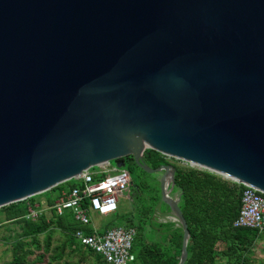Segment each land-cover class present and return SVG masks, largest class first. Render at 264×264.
<instances>
[{"label": "water", "instance_id": "obj_1", "mask_svg": "<svg viewBox=\"0 0 264 264\" xmlns=\"http://www.w3.org/2000/svg\"><path fill=\"white\" fill-rule=\"evenodd\" d=\"M264 193V0H0V208L134 155Z\"/></svg>", "mask_w": 264, "mask_h": 264}, {"label": "trees", "instance_id": "obj_2", "mask_svg": "<svg viewBox=\"0 0 264 264\" xmlns=\"http://www.w3.org/2000/svg\"><path fill=\"white\" fill-rule=\"evenodd\" d=\"M142 161L153 168L162 164H173L176 168V190L181 192L179 205L190 229L188 257L185 264H219V251L216 245L222 237L221 232L225 229L247 234L249 237L247 246H242L241 249L250 250L251 253L253 242L261 232L254 228L233 227V221L241 207L244 185L214 172L184 164L154 149H147ZM79 184L76 179L69 180L42 194L0 208V215L4 216L0 223L15 221L21 227V231L16 232L11 241L12 258L7 264H78L66 259V256L75 253L80 256L79 260H85L90 255L95 259L96 264H109L91 249L85 246H73L74 231L81 228L90 231L91 227L80 224L71 210L58 214L52 207L63 191ZM136 191L137 196L143 193L139 187ZM40 195L46 197L51 215L40 212L35 219L28 217L30 208L38 209L41 206L40 202L36 206V198ZM154 197L156 202L152 208L153 214L148 215L147 218L139 214L140 227L132 224L128 226L136 229L135 240L141 243L138 252L135 251L134 246L132 247L136 258L131 264H178L183 242L182 227L177 226L175 222H158L153 218L156 208L158 206L160 208L159 200L164 203L160 180ZM147 221L148 231H152V237L144 241ZM56 232L64 236V241L58 246H52ZM41 235H44L43 243L40 239ZM224 264H238V261L235 259Z\"/></svg>", "mask_w": 264, "mask_h": 264}, {"label": "built area", "instance_id": "obj_3", "mask_svg": "<svg viewBox=\"0 0 264 264\" xmlns=\"http://www.w3.org/2000/svg\"><path fill=\"white\" fill-rule=\"evenodd\" d=\"M91 168L78 175L79 185L65 190L55 200L53 208L58 214L71 210L75 219L90 231L77 229L74 239L102 256L109 264H131L135 260L132 251L136 236L134 227L114 226L100 231L92 220L93 213L106 216L119 208V197L131 184V172L126 167L112 163ZM241 207L233 221L235 228H254L264 231V194L252 186L244 185ZM49 207V206H48ZM40 210L30 208L28 217L37 218Z\"/></svg>", "mask_w": 264, "mask_h": 264}, {"label": "rangeland", "instance_id": "obj_4", "mask_svg": "<svg viewBox=\"0 0 264 264\" xmlns=\"http://www.w3.org/2000/svg\"><path fill=\"white\" fill-rule=\"evenodd\" d=\"M114 164V163H113ZM127 168V167H126ZM99 169L98 166L92 167L91 170ZM128 169V168H127ZM129 170V169H128ZM139 172L131 175V181H134L135 185H131L129 189L123 191L119 197V208L118 210L110 215L100 216L97 213H93L92 220L93 223L99 226L100 230H104L114 226H123L128 227L131 224L141 226V218L139 214H143L144 217H148V215L153 214L152 208L155 201V193L157 191L158 180L162 177V173L160 172H148L139 168ZM73 180V179H72ZM71 181V180H70ZM67 182V181H66ZM65 183V182H64ZM68 186V184H66ZM142 190V195L137 196L136 190ZM179 191L174 192V196H177ZM41 203V206L38 208L40 212H45L47 215H51V208L48 206V202L44 195H40L36 198V206L38 203ZM160 208H156V212L153 216L155 221L158 222H175L177 226H179L178 222L173 220L171 217L172 214L167 213L168 207L162 201L159 200ZM4 219V216L0 215V222ZM21 231L20 224L15 221L10 222H2L0 223V264H7L12 258L11 252V241L13 240V236L16 232ZM139 232V230H138ZM264 234V232H263ZM152 231H148V221L147 228L144 231V241H148L151 239ZM40 239L43 243L44 235L40 236ZM64 241V236L60 232H56L52 246H58ZM73 246H81L76 239L72 240ZM135 251H139L141 247V243L139 241H134L133 243ZM262 252L259 253L261 256V261L264 264V247L261 248ZM80 256L78 254H70L66 256L71 263L78 264H96L95 259L90 255L85 260H79Z\"/></svg>", "mask_w": 264, "mask_h": 264}, {"label": "crops", "instance_id": "obj_5", "mask_svg": "<svg viewBox=\"0 0 264 264\" xmlns=\"http://www.w3.org/2000/svg\"><path fill=\"white\" fill-rule=\"evenodd\" d=\"M180 192V191H179ZM167 213H170L169 210ZM171 214V213H170ZM177 225V224H176ZM264 231H262L254 240L253 247L250 250L241 249L242 246H247L248 236L242 231H235L233 229H225L221 232V238L217 242L219 256V264L237 260L238 264H263L261 261L262 249L264 247Z\"/></svg>", "mask_w": 264, "mask_h": 264}, {"label": "flooded vegetation", "instance_id": "obj_6", "mask_svg": "<svg viewBox=\"0 0 264 264\" xmlns=\"http://www.w3.org/2000/svg\"><path fill=\"white\" fill-rule=\"evenodd\" d=\"M117 161L124 162L125 167H127L130 170L131 175H134L135 173L139 172L138 170L140 166L136 162L134 155H127L125 157L118 159ZM113 163L115 164V161H112V164ZM131 185H135L134 181H131L130 187Z\"/></svg>", "mask_w": 264, "mask_h": 264}]
</instances>
